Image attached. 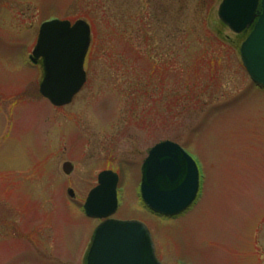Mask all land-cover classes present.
Wrapping results in <instances>:
<instances>
[{
  "label": "rangeland",
  "instance_id": "rangeland-1",
  "mask_svg": "<svg viewBox=\"0 0 264 264\" xmlns=\"http://www.w3.org/2000/svg\"><path fill=\"white\" fill-rule=\"evenodd\" d=\"M221 2L0 0V264H82L97 227L82 205L105 170L119 174L114 218L142 222L161 264H264V89L242 66L243 35L218 19ZM51 19L90 27L87 81L60 108L28 60ZM163 141L201 176L175 218L138 198L140 163Z\"/></svg>",
  "mask_w": 264,
  "mask_h": 264
},
{
  "label": "water",
  "instance_id": "water-1",
  "mask_svg": "<svg viewBox=\"0 0 264 264\" xmlns=\"http://www.w3.org/2000/svg\"><path fill=\"white\" fill-rule=\"evenodd\" d=\"M218 18L234 34L253 27L241 44L240 59L252 82L264 87V0H223ZM90 41V27L82 20L73 24L52 20L41 25L29 59L34 65L41 61L39 93L52 106L70 104L85 84L84 61ZM62 169L65 175L73 171L70 163ZM118 181L112 171L98 175V184L83 205L87 217L105 219L116 213ZM198 190L196 165L179 145L164 141L150 149L141 168L140 186L141 200L149 211L166 218L178 216L192 205ZM67 193L74 198L72 190ZM86 264L160 263L144 224L107 220L92 235Z\"/></svg>",
  "mask_w": 264,
  "mask_h": 264
},
{
  "label": "flooded vegetation",
  "instance_id": "flooded-vegetation-1",
  "mask_svg": "<svg viewBox=\"0 0 264 264\" xmlns=\"http://www.w3.org/2000/svg\"><path fill=\"white\" fill-rule=\"evenodd\" d=\"M248 33H249V31H247L246 33H244V37L245 36H247L248 35ZM142 162H143V160L141 161V163H140V166H139V177H140V167H141V164H142ZM139 184H140V180H139ZM138 187H139V185H138ZM118 220H122V221H128V220H136V221H138V219H134V218H128V219H118ZM96 222H97V226L100 224V223H102L103 222V220H101V221H97V220H95Z\"/></svg>",
  "mask_w": 264,
  "mask_h": 264
},
{
  "label": "trees",
  "instance_id": "trees-1",
  "mask_svg": "<svg viewBox=\"0 0 264 264\" xmlns=\"http://www.w3.org/2000/svg\"><path fill=\"white\" fill-rule=\"evenodd\" d=\"M150 18H151V17H150ZM151 19H152V18H151ZM153 22H154V21H153ZM153 22H152V23H153ZM152 23H151V24H152ZM154 24H155V22H154ZM144 29H145V28H143V29H141V30H142V31H147V28H146L145 30H144ZM153 32H154V31H153ZM143 36L147 38V37H151V34L148 33V34H145V35H143ZM148 39H149V38H147L146 40H148ZM155 45H156V44H155ZM148 66H149V65H148Z\"/></svg>",
  "mask_w": 264,
  "mask_h": 264
}]
</instances>
